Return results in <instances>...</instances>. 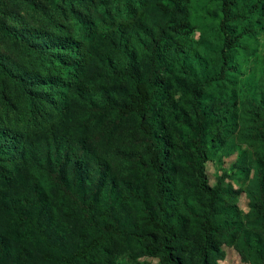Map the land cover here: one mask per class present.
<instances>
[{
	"label": "rangeland",
	"instance_id": "1",
	"mask_svg": "<svg viewBox=\"0 0 264 264\" xmlns=\"http://www.w3.org/2000/svg\"><path fill=\"white\" fill-rule=\"evenodd\" d=\"M129 1L138 4V0ZM250 1H238L248 7H230L228 23L239 38L221 77V0H163L162 7L148 0L139 9V18L130 21L129 30L141 24L153 36L162 26L170 32L165 65H160L165 72L160 69L158 76L169 85L164 98L153 107L152 119L166 140L164 221L174 233L170 251L180 264H197L201 223L207 216L214 229L207 264H264V0H260L258 13ZM124 2L0 0V142L3 131H18L27 150L39 158L44 138L61 131L67 134L71 150H76L78 133L72 128L83 113L82 100L69 98L62 123L57 110L47 106L49 120L42 122L36 118L39 101L32 98L41 91L33 87L36 93L29 94L22 79L29 75L35 79L52 69L48 57L37 51L43 49L44 41L66 36L87 44L85 34L96 29L102 18L127 16ZM142 30L140 35L149 41L145 28ZM176 41L183 43L185 51L195 48L200 56V62L189 54L186 57L194 76L182 70ZM95 45L97 51L87 68L88 84L93 88L90 94L100 102L98 91L104 86L119 101L117 90L129 91L130 83L110 75L102 53L116 59L121 53L107 38ZM147 65L141 53V79L149 73ZM211 72L218 78L208 82ZM193 77L207 81L199 87L198 107L204 123L192 103ZM34 115L38 127H27ZM201 124L206 143L204 172L216 193L215 203L199 188L196 175L193 140ZM85 138L92 149L83 159L86 171L80 172L78 195L85 207L63 196L52 180L35 174L28 158L12 160L9 151H0L2 264H170L160 255L144 251L164 232L155 223V176L140 170L132 160L148 156V139L139 119L132 114L106 113L89 124ZM94 163L95 168L101 163L105 172L101 177L92 172ZM63 177L72 190L70 164ZM32 181L41 184L45 202L33 193ZM89 201L94 204L88 205ZM94 237L99 243L84 253L83 246Z\"/></svg>",
	"mask_w": 264,
	"mask_h": 264
},
{
	"label": "trees",
	"instance_id": "2",
	"mask_svg": "<svg viewBox=\"0 0 264 264\" xmlns=\"http://www.w3.org/2000/svg\"><path fill=\"white\" fill-rule=\"evenodd\" d=\"M187 1V0H185ZM239 0H221L223 17L220 21V27L222 31L221 38V65L219 68L218 77H221L228 67L231 59L230 50L236 44H238V34H234V31L229 26L230 7L233 5H239L241 7H248L246 3H238ZM148 0L136 1L125 0V8L127 16L111 17L108 19L102 18V21L97 24V28H90L85 34V40L87 44L80 40H74L66 36L58 37L55 40L44 41V47L37 50L42 55L48 57V61L52 65V69L47 71L45 75H41L33 79L30 75L22 83L27 89L29 94L36 93L33 87H38L40 93L32 96L33 99L39 101L36 109V118L40 121L47 122L49 118L46 116L47 106L51 109L57 110L59 122H63L64 116L68 111V101L71 97L80 98L84 105L83 113L79 116L78 120L74 122L72 131L78 133L76 140V150H71L70 142L66 139V133L61 131H53L49 136L43 140V150L39 158L33 157L30 151L25 146V141L22 133L18 131H3L2 142H0V151H9L12 160L29 159L30 163L34 167V172L37 175H43L47 180H52L60 190L63 192V196L68 195L80 206L85 207L82 198L80 197V172L86 171L83 165L84 156L92 153L91 147L88 145L85 138V132L90 123L99 120L103 115L109 112L116 114H132L136 116L145 132L148 139L147 145V158L142 156H135L132 160L133 163L143 171H151L155 176V194L157 196L158 213L155 216V223L162 229L164 236L159 240L154 239L148 245L145 246V253L148 255H160L167 263L180 264L176 257L172 256L170 251L171 242L174 239L173 231L167 226L164 221L166 215V205L168 201V195L165 189V173L163 172V161L166 157V140L165 137L158 131L159 124L155 119H152V109L157 102H160L167 91L169 82L161 81L158 76L161 70L162 63L165 65L167 47V38L170 34L166 28L162 26L157 36H153L148 33L145 25L138 24L137 27L129 30L130 21L135 18H139V9L147 4ZM156 6L162 7L163 0H153ZM250 5L252 9L257 13L261 7L260 0H251ZM241 7V8H242ZM255 12V13H256ZM179 26H183V22L176 23ZM142 28H145V34L150 36L149 41L144 40L145 36H141L143 32ZM147 31V32H146ZM117 37V42L113 37ZM107 38L108 41L113 44L117 51L121 53V58H111L106 53H102L103 61L107 63L108 71L110 75L117 78H125L130 83V89H118L117 93L120 95L118 101L106 87H100L98 95L100 102L94 100L90 94L93 88L88 84L87 68L92 58L97 51L95 49V43L100 39ZM175 49H178L182 53L181 68L184 72L192 74L191 62H187V55L194 56L192 59L198 58L195 48L187 47L186 51L183 48V43L176 41ZM144 44V46H142ZM47 47V48H46ZM170 46H168L169 48ZM143 48V50L141 49ZM141 53H144L148 60L149 73L146 79H141L138 73L139 61ZM200 62V56H199ZM121 64L118 68V64ZM145 64V63H144ZM161 69V70H160ZM165 72V71H164ZM194 72L192 76H194ZM216 74H210L208 82L216 80L218 77ZM201 82L199 78L193 77V81L190 83V89L192 91V103L195 108V112L198 119H201L204 123V117L199 109L200 90L199 87L205 84L207 81ZM34 115V120L29 122L28 126L38 127V123ZM150 119H152L150 121ZM27 129V128H26ZM203 124L196 129V137L193 140L194 146L197 151L195 157L196 175L199 179V188L207 193L211 198V203H215L217 200L216 193L211 189L205 177L204 162L206 161L205 154V138L203 132ZM95 157V156H94ZM71 165V181L72 190L64 181V169L67 165ZM165 165V164H164ZM94 175L99 177L104 174L101 163H95L92 168ZM31 189L36 194L39 201L45 202L43 188L39 182L32 181ZM93 201H89L88 205L92 206ZM88 213V212H86ZM91 225L95 224L92 219L89 218ZM108 230V227H105ZM202 229V244L197 252V264H207V253L212 249V232L213 225L210 220V216H207L201 223ZM96 243H99L97 238L89 243H86L82 251L87 253L90 248L94 247ZM4 244H0V264L4 260ZM55 264H61L60 262Z\"/></svg>",
	"mask_w": 264,
	"mask_h": 264
}]
</instances>
